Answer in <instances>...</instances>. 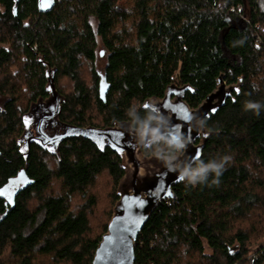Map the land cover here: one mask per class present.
<instances>
[{"label": "trees", "instance_id": "16d2710c", "mask_svg": "<svg viewBox=\"0 0 264 264\" xmlns=\"http://www.w3.org/2000/svg\"><path fill=\"white\" fill-rule=\"evenodd\" d=\"M38 1L0 0V264H92L125 175L120 155L84 139L65 141L60 157L33 145L26 168L18 146L25 116L48 96L37 54L57 69L61 121L79 127L124 121L131 103L174 86H191L185 101L196 108L221 75L228 85L242 79L241 93L207 122L202 159L233 157L220 186L177 185V198L141 232L136 264H264V110H243L246 100L264 102L259 0H55L46 13ZM20 178L9 203L3 191Z\"/></svg>", "mask_w": 264, "mask_h": 264}, {"label": "water", "instance_id": "95a60500", "mask_svg": "<svg viewBox=\"0 0 264 264\" xmlns=\"http://www.w3.org/2000/svg\"><path fill=\"white\" fill-rule=\"evenodd\" d=\"M54 6L55 0L38 1V8L41 13L51 11ZM37 59L45 68L48 98L34 102L31 105L29 114L25 116L26 121L33 114V119L36 120L37 125L36 133L38 134V137L33 138V134L27 131V124L25 123L26 131L18 140V146L20 153L25 159L26 168H29L32 144H37L53 155L60 157V146L66 140H88L100 150L98 141L103 140L105 146L101 151L109 148L118 155H122L124 157L125 175L117 189L119 200L114 206L107 232L102 236L97 246L92 264H136L135 246L141 232L164 202L177 198L174 188L182 182L178 183L176 181V173L169 172L154 159H148L138 154L135 151L134 140L123 127L118 128L115 126L100 129L94 126L79 127L63 123L61 114L65 97L59 93L56 86L57 69L52 68L46 62L45 57L39 54H37ZM242 87V79L237 85H228L225 81V76L221 75L217 80L216 89L196 108H191L185 101L187 92H195L189 85L179 88V93L174 98L171 92L173 87H170L163 98L150 99L157 101V107L161 112L165 115H168V113L171 115V123L173 125H182V131L188 134V124L183 121L178 113L171 111L167 107L168 105L177 107L182 104L193 112L199 113L200 116L208 113L211 118L212 115H216L226 106L227 101L233 97L234 92L239 95ZM48 126L51 128L59 127L63 129V133L51 137L46 134ZM190 134L193 138V143L188 146L186 154L194 157L197 150H200L203 157L205 146L212 134L207 138L198 135L196 130H192ZM199 139L201 142L196 145ZM49 149L54 150L50 151ZM161 186L163 190H161ZM168 192H171V195H168ZM140 201L143 202L142 205L138 203Z\"/></svg>", "mask_w": 264, "mask_h": 264}, {"label": "clouds", "instance_id": "9594fccd", "mask_svg": "<svg viewBox=\"0 0 264 264\" xmlns=\"http://www.w3.org/2000/svg\"><path fill=\"white\" fill-rule=\"evenodd\" d=\"M264 11V0H259ZM243 44L244 41H239ZM254 91L259 90L258 84H252ZM239 91V90H238ZM251 95V93H249ZM155 100L147 99L142 103H131L125 109L124 121L114 120L116 127H123L134 140L135 151L142 157L154 159L169 172L176 173V181L186 187H219L221 177L232 163L233 157L228 154L218 155L203 160L202 152L197 150L194 157L188 156L187 149L193 143L191 131L207 138L213 131L208 126L210 115L200 116L185 106L187 118L183 119L189 126V133L182 131V125H173L171 115H165L157 107ZM245 112L259 116L264 110V102L246 100L243 105ZM215 111V110H213ZM146 218V217H145Z\"/></svg>", "mask_w": 264, "mask_h": 264}, {"label": "flooded vegetation", "instance_id": "af4514ba", "mask_svg": "<svg viewBox=\"0 0 264 264\" xmlns=\"http://www.w3.org/2000/svg\"><path fill=\"white\" fill-rule=\"evenodd\" d=\"M37 49V48H36ZM36 55V53H35ZM36 57V56H35ZM101 58H105L104 54L101 53L100 55ZM37 59V57H36ZM51 66V65H50ZM44 67V66H43ZM52 67V66H51ZM53 68V67H52ZM44 74H45V69H44ZM56 78H57V73H56ZM46 85H47V80H46ZM46 85H45V91H46ZM105 85H107V81L103 78L102 80H100V89H101V96H102V100L104 102H106V99H107V95H108V85L107 87L105 88ZM56 86H57V81H56ZM58 88V87H57ZM172 94H173V98L179 93V88L174 86L173 89L171 90ZM188 93V92H187ZM186 93V94H187ZM186 96V95H185ZM104 97V98H103ZM48 98V96L45 98V100ZM192 108V107H191ZM30 112V111H29ZM29 114V113H28ZM27 121H29V123L27 124V131L30 133V134H33V138L34 137H38L37 133H36V128H37V125H36V120L33 119V114L27 119ZM70 125V124H69ZM112 127H115L114 123L113 125L109 126V127H96V128H100V129H106V128H112ZM26 131V124H25V128H24V132ZM63 133V129L59 128V127H56V128H51V127H47L46 128V134L47 135H50L51 137L52 136H55V135H59V134H62ZM24 134V133H23ZM68 141V140H66ZM201 142V140L199 139L197 142H196V145H199ZM64 143V142H63ZM62 143V144H63ZM61 144V145H62ZM33 145H37V144H32ZM32 146H31V149H32ZM38 146V145H37ZM61 148V146H60ZM52 154V153H51ZM120 157L122 158L123 160V156L120 155ZM124 167V166H123ZM19 181V180H18ZM26 183V178H20V182L18 183V186L16 187V189L13 190V192H11L9 195L10 196H13L14 192H17L16 190H18L19 188L23 187L24 184ZM11 186V185H9ZM9 188V187H8ZM8 188L4 189L3 191V194L5 192V190H7ZM16 194V193H15ZM5 196H7L8 194H4ZM8 195V196H9ZM7 196V197H8Z\"/></svg>", "mask_w": 264, "mask_h": 264}, {"label": "rangeland", "instance_id": "374dc122", "mask_svg": "<svg viewBox=\"0 0 264 264\" xmlns=\"http://www.w3.org/2000/svg\"><path fill=\"white\" fill-rule=\"evenodd\" d=\"M103 66H104V63L98 62V69L102 70ZM84 68L85 69L83 70V73H82L83 77L87 81L88 85L91 87L93 82L91 80L89 65L87 67H84ZM12 70L14 73L17 72L16 67H13ZM59 86L65 92H69L70 90H72L71 82L66 80V79L61 80ZM103 180H105L104 182L108 183L106 186H108L111 189V187L113 186V181L108 176H106ZM17 186H18V183L13 182L12 185L9 186V188L7 190H5L4 194L9 195L11 192H13L14 189H16ZM117 189H118V187H117Z\"/></svg>", "mask_w": 264, "mask_h": 264}, {"label": "snow or ice", "instance_id": "6c2138e0", "mask_svg": "<svg viewBox=\"0 0 264 264\" xmlns=\"http://www.w3.org/2000/svg\"><path fill=\"white\" fill-rule=\"evenodd\" d=\"M45 6H48V5H45ZM107 87V85H105V88ZM171 111H173L174 113H178L179 116L182 118V119H186L187 118V113H186V110H185V107L181 104V105H178L177 107H173L171 105H168L167 106ZM26 124L29 123V121H25ZM98 144H99V147L101 148V150H103L104 146H105V142L103 140H100L98 141ZM50 151L51 150H54V149H49ZM21 177L24 175L23 172H21L19 174ZM161 190H163V187L161 186ZM168 195H171V192H168ZM9 203H11V196L9 195ZM140 205H142V201L138 202Z\"/></svg>", "mask_w": 264, "mask_h": 264}]
</instances>
